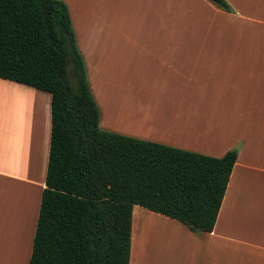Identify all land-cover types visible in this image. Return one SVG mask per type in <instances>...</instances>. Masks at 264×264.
I'll use <instances>...</instances> for the list:
<instances>
[{
	"label": "crops",
	"instance_id": "0c3cea01",
	"mask_svg": "<svg viewBox=\"0 0 264 264\" xmlns=\"http://www.w3.org/2000/svg\"><path fill=\"white\" fill-rule=\"evenodd\" d=\"M62 1L77 33L80 8ZM119 1L116 7L112 0H86L87 63L94 58L108 80L118 81L109 84V98L120 90L133 96L113 121L104 112L113 105L95 96L102 129L214 158L238 151L214 231L193 232L136 205L130 264H264V80L234 68L245 58L216 52L234 40L192 38L195 29L218 35L224 19L233 27L234 14L254 21L253 0H227L233 13L209 0ZM0 91L18 97L23 112L26 101L39 110L36 141L34 131L17 135L14 123H0V264H15L17 247L30 264L46 188L52 98L1 78ZM15 129L21 134L16 122Z\"/></svg>",
	"mask_w": 264,
	"mask_h": 264
},
{
	"label": "trees",
	"instance_id": "16d2710c",
	"mask_svg": "<svg viewBox=\"0 0 264 264\" xmlns=\"http://www.w3.org/2000/svg\"><path fill=\"white\" fill-rule=\"evenodd\" d=\"M0 78L52 98L30 264H130L136 205L214 231L238 151L214 158L103 130L65 2L0 0Z\"/></svg>",
	"mask_w": 264,
	"mask_h": 264
},
{
	"label": "rangeland",
	"instance_id": "374dc122",
	"mask_svg": "<svg viewBox=\"0 0 264 264\" xmlns=\"http://www.w3.org/2000/svg\"><path fill=\"white\" fill-rule=\"evenodd\" d=\"M112 1H114L116 7L120 6L119 0ZM75 2L80 8L78 10V13L76 12L79 17H77V15L75 14L77 17V33H75L77 46L85 59L86 68L89 76V83L94 97H97V100H99L100 105H103V102L107 100V103H109L108 105H113L112 107H114L112 108V110L111 106H109L110 110L107 109L105 111L104 109V112H106L105 119L107 116L110 117V120H112L111 117L114 116L115 111H119L122 106L126 108L129 103L128 100H130L133 96H130L125 91L123 92V90H120L122 92H119L118 94H115L113 92L114 94L111 95L109 98V92L112 89H108L109 84L114 82L117 83L118 81L108 80L104 76L102 64L96 63L97 60H94V58L93 60H90L89 63H87V53L85 47L83 46V40L85 43L86 0H75ZM252 4L253 6L251 7L253 8V10L251 12V16L252 18H254V21L238 20L236 18V15L234 14L233 27L229 26L232 23L226 22V19H224L223 30L218 35L214 33L212 35H207L206 37H204L203 31H201L200 29H192L193 31H196L192 32V38H211L227 41L234 40V45L226 44L225 47L215 49L216 52L220 53L221 55H234V57L245 58L237 61L238 65L234 64V68L244 73L254 74V81L260 83V81L264 80V1L253 0ZM258 78L261 80H259ZM248 82L251 81L249 80ZM17 98L18 97H16L15 95L13 96V94L7 93L5 91H0V123H3L4 120L8 121V123L10 124L14 123V132L17 135H22L24 132H27V130H30V132L32 133L34 131V140L36 141L37 129L35 121L36 116H39V110L37 109L38 107L36 106L34 107V110H30L29 107L32 101H26L24 103L25 110L23 112L21 111V108L18 107V105L21 106L22 102ZM12 99L14 101H12ZM31 99H34V102L38 104V100L36 97H33ZM158 99H161V97H152L151 103L156 106V103H160ZM32 104L35 105V103ZM130 105L133 106L132 102H130ZM11 116L13 117L12 121L10 120ZM30 116L33 118L32 120L30 119ZM15 122L19 126V128L22 129L21 134L20 132L16 131ZM14 257L15 258L13 261L16 262L15 264H27L28 254L26 253V250H22V247H17Z\"/></svg>",
	"mask_w": 264,
	"mask_h": 264
},
{
	"label": "bare ground",
	"instance_id": "6f19581e",
	"mask_svg": "<svg viewBox=\"0 0 264 264\" xmlns=\"http://www.w3.org/2000/svg\"><path fill=\"white\" fill-rule=\"evenodd\" d=\"M25 108V107H24ZM30 108H33V105H30ZM31 110V109H30ZM26 204V203H25ZM26 206H24V208H25ZM24 211V210H23ZM21 213V212H20ZM24 216H25V214H24ZM25 219V218H24ZM21 229V228H20ZM10 259V257L9 256H5L4 257V260H5V262L7 263V261Z\"/></svg>",
	"mask_w": 264,
	"mask_h": 264
}]
</instances>
